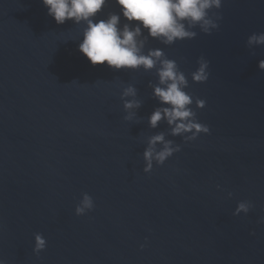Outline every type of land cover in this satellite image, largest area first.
<instances>
[{"label": "water", "instance_id": "obj_1", "mask_svg": "<svg viewBox=\"0 0 264 264\" xmlns=\"http://www.w3.org/2000/svg\"><path fill=\"white\" fill-rule=\"evenodd\" d=\"M119 12L106 0L96 19ZM210 17V35L139 38L205 101L193 107L209 133L185 142L163 119L149 126L165 107L156 69L92 66L78 51L83 23L57 25L41 0H0V264H264V46L246 45L264 32V0H222ZM200 57L209 76L192 83ZM131 99L140 107L126 120ZM161 133L180 151L145 173ZM83 193L94 207L76 216ZM242 201L249 212L233 215ZM37 233L46 245L34 253Z\"/></svg>", "mask_w": 264, "mask_h": 264}, {"label": "clouds", "instance_id": "obj_2", "mask_svg": "<svg viewBox=\"0 0 264 264\" xmlns=\"http://www.w3.org/2000/svg\"><path fill=\"white\" fill-rule=\"evenodd\" d=\"M41 3L57 25L66 21L77 25L83 23L78 51L92 66L106 65L115 71L143 69L147 72L156 69L158 84L152 94L165 107L152 112L148 120L151 128H155L163 119L171 127V135L182 136L185 142L209 133V127L197 121L193 105L195 109H203L205 101L198 98L194 100L187 91L189 78L180 70L177 62L167 58L161 49H151L145 54L142 51L145 41L139 38L142 32H146L148 37L164 45H172L195 38L197 33L191 29L197 27L210 35L213 29L219 27L210 17V12L219 10L222 0H115L120 9L119 14L110 13L98 20L96 17L106 0H41ZM121 17L126 21L123 26L120 25ZM246 45L249 48L264 46V32L249 35ZM197 65L195 71L190 73V79L192 83H204L209 76V62L200 57ZM258 69L264 71V59L258 61ZM135 95L136 90L129 86L124 89L121 98ZM139 107L138 100H126L123 108L129 114L125 119H132L134 113L129 110ZM157 145H161L159 150ZM179 151L180 146L165 141L162 133L152 136L143 152V171L149 173L153 162L157 166L163 165ZM93 207L92 197L83 193L75 207V215L82 216ZM251 207L247 201L239 202L233 215L247 214ZM45 245L42 235L35 234L33 252L39 253Z\"/></svg>", "mask_w": 264, "mask_h": 264}]
</instances>
